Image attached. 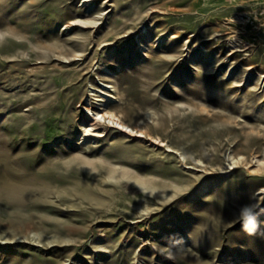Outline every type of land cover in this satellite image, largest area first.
Returning a JSON list of instances; mask_svg holds the SVG:
<instances>
[{
	"label": "rangeland",
	"instance_id": "1",
	"mask_svg": "<svg viewBox=\"0 0 264 264\" xmlns=\"http://www.w3.org/2000/svg\"><path fill=\"white\" fill-rule=\"evenodd\" d=\"M260 187L264 0H0V264H264Z\"/></svg>",
	"mask_w": 264,
	"mask_h": 264
},
{
	"label": "bare ground",
	"instance_id": "2",
	"mask_svg": "<svg viewBox=\"0 0 264 264\" xmlns=\"http://www.w3.org/2000/svg\"><path fill=\"white\" fill-rule=\"evenodd\" d=\"M156 5L151 6L152 10L156 8ZM109 87V86H105ZM102 96L106 97L103 98H97L98 100H101V102L98 103V105H95L96 109L89 108V112L87 113L86 122L88 124L86 130H92L96 129L100 126V123L103 121H107L110 123V125L116 126L117 128L128 132V133H136V135H144L141 131L134 130L132 127L129 126V124L125 123L114 111L109 110L106 102L111 101L110 98H112L111 94L108 92H102ZM92 112H91V111ZM264 187L258 188L257 192H263Z\"/></svg>",
	"mask_w": 264,
	"mask_h": 264
},
{
	"label": "clouds",
	"instance_id": "3",
	"mask_svg": "<svg viewBox=\"0 0 264 264\" xmlns=\"http://www.w3.org/2000/svg\"><path fill=\"white\" fill-rule=\"evenodd\" d=\"M243 221H244V228L245 230H249V225L252 224L253 220H252V214L251 211L249 209H244L241 213Z\"/></svg>",
	"mask_w": 264,
	"mask_h": 264
}]
</instances>
